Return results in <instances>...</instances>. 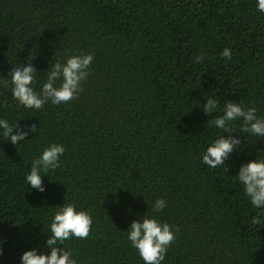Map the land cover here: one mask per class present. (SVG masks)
I'll use <instances>...</instances> for the list:
<instances>
[{
  "label": "trees",
  "instance_id": "1",
  "mask_svg": "<svg viewBox=\"0 0 264 264\" xmlns=\"http://www.w3.org/2000/svg\"><path fill=\"white\" fill-rule=\"evenodd\" d=\"M226 47L231 59L220 56ZM29 52L38 70L53 53L91 52L94 61L83 91L60 105L25 109L0 84V117L37 124L17 145L0 135V264L46 251L64 202L93 216L86 239L64 242L80 264H144L124 231L152 214L146 200L157 197L167 201L158 219L178 229L162 264H264V223H251L259 210L233 179L241 163L264 157V137L235 133L246 146L226 166L201 162L222 132L207 124L208 96L221 109L242 100L264 115V13L255 0H0V81ZM52 142L66 151L37 192L24 174Z\"/></svg>",
  "mask_w": 264,
  "mask_h": 264
},
{
  "label": "clouds",
  "instance_id": "2",
  "mask_svg": "<svg viewBox=\"0 0 264 264\" xmlns=\"http://www.w3.org/2000/svg\"><path fill=\"white\" fill-rule=\"evenodd\" d=\"M257 12L264 13V0H255ZM231 48H224L220 56L231 59ZM35 55L29 52L24 62L13 64L10 74L0 81L4 87L10 85L13 100L25 109H40L46 102L60 105L75 99L82 91L83 84L89 75L90 67L94 61L91 52H79L67 57H57L48 60V67L38 70L33 64ZM204 54L195 57V63H200ZM45 72V77L39 81V72ZM218 97L208 96L201 105L205 115L212 117L207 121L209 126H215L219 132L211 139L202 153L201 162L209 168L226 166V161L238 149L246 146L247 138L235 133L246 132L251 137H264V115H257L255 106L246 107L243 101H223ZM215 114V115H213ZM235 122H240L242 127L235 129ZM37 124L32 123L21 128L19 123L12 124L8 119L0 117V135L13 145L24 142L31 133H36ZM227 134V135H225ZM258 141V140H257ZM264 141V140H259ZM66 151L63 143H49L31 162L29 171L24 174L27 185L37 192H45L46 185L43 177L61 166V157ZM262 150H258L260 153ZM242 186L247 200L254 209L259 210L252 218L251 223H264V157L255 155L239 165L237 174L233 177ZM151 213L148 211L132 220L126 233V239L135 248L144 264H162L168 248L175 240L178 229L167 221L158 219L156 213L167 207L164 198L157 197L148 202ZM93 226L91 210L79 208L75 202H64L62 206L54 209L51 221L46 232L47 239L40 246L25 250L20 255V264H80L73 250L65 247L64 242L72 238L86 239ZM0 240V254H3L4 243ZM62 245V247H61Z\"/></svg>",
  "mask_w": 264,
  "mask_h": 264
}]
</instances>
